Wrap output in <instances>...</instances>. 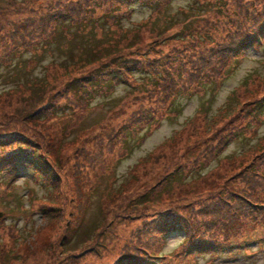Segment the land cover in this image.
I'll list each match as a JSON object with an SVG mask.
<instances>
[{"label":"rangeland","instance_id":"rangeland-1","mask_svg":"<svg viewBox=\"0 0 264 264\" xmlns=\"http://www.w3.org/2000/svg\"><path fill=\"white\" fill-rule=\"evenodd\" d=\"M239 1L168 0L160 9L153 1L136 0L130 2V19L125 17L119 22L122 29L115 25L116 21L102 17L100 10L96 9V13L88 10L85 20L74 18L80 24L70 22L57 31L52 41H45L32 51L22 49L7 65L0 64V136L31 141L39 149L36 165L21 169L16 185L8 188L9 179L0 180V213L3 214L0 252L7 253L8 259L0 256V260L5 264H114L122 254L121 245L145 232V222L152 220L167 203L177 202L173 204L182 206L180 212L184 213L192 197L198 200V197L216 198L221 194L228 201L233 191L251 193L246 190L248 177L251 179L253 171L263 172L264 89L245 82L254 74L264 78V39L261 44L259 41V47H251L236 59L223 80L208 84L206 91L198 93L182 90L184 82H189L190 73L199 69L191 68L192 63L185 62L184 55L175 52L188 47L187 42L160 44L164 38L193 30H186L189 25L205 28L200 31L205 36L198 46L201 49L212 47L213 44H205L210 39L215 42L224 37L223 42L228 43L231 41L228 30L236 28L229 17L234 12L242 16V5L252 13L264 5V0H244L243 4ZM56 2L0 0V31L7 33L14 23L41 15L49 3ZM77 6L73 5L72 11ZM120 7L122 11L127 9L124 3ZM152 42L157 46L147 52ZM124 59L127 62L144 59L141 68L154 59L162 61L161 66L170 59L178 60L170 68L172 78L175 79L179 70L183 72L178 78L181 87L177 95L167 102L173 103L170 110L161 112L158 125L150 124L149 129L146 124L140 132H128L130 151L117 160V154L110 153L114 128L129 121L138 108L137 96L152 89L155 79L146 78L144 69L134 70L137 90L122 82L109 95L95 94L83 100L68 88L73 84L72 90L79 87L76 84L79 79L102 68L103 61L113 60L121 67ZM184 62V68L179 67ZM38 86L43 88L42 93L38 94ZM52 101L60 106L58 112H49L42 121L25 117L28 111L42 105L44 110L49 108ZM67 105L70 108L66 109ZM157 105L150 104L147 108L156 110ZM252 110L256 120L246 119L244 112ZM215 118L219 130L226 129L229 137L224 142L228 141V145L218 158L194 171L190 167L197 157H202L204 148L209 151L212 145L219 144V139L213 138ZM42 161L52 167L51 176H38L34 172L43 168ZM183 164L190 165L186 172L169 175ZM130 174L138 178L133 175L130 178ZM56 175L59 182L53 195L57 191L58 199L52 201L54 197L50 199V189L45 184ZM163 178H169V183L162 189ZM85 182L90 185L86 187ZM253 184L250 199L241 197L226 206L227 212L234 213L236 209L234 229L230 232L232 249L214 255L188 253L181 233L157 232L151 237L144 236L155 256L152 264H264V208H261L264 202L260 201L264 189L256 182ZM81 187L89 194V204L86 202L82 211ZM150 192L148 206L135 201ZM29 196H33L31 200ZM54 213L55 218L51 217Z\"/></svg>","mask_w":264,"mask_h":264},{"label":"trees","instance_id":"trees-1","mask_svg":"<svg viewBox=\"0 0 264 264\" xmlns=\"http://www.w3.org/2000/svg\"><path fill=\"white\" fill-rule=\"evenodd\" d=\"M134 1L136 0H76V2L74 0H57L55 4L49 3L45 9L42 10L44 12L41 15H34L14 23L12 29L7 33H2L0 31V42L2 43V48L0 50V64L7 65L13 58V55H20L18 52L22 49L32 51L41 43L48 40L52 41L56 37L57 31L61 28H66L70 22H72V25L80 24L79 20L76 21L74 18L77 17L78 19L85 20L88 10L93 11L94 13H96V9L100 10L102 17H108V19L116 21L115 25L122 29L119 22L125 17L130 19L132 16V11H130V2L133 3ZM142 1L145 3L153 1V5L155 7H158L159 5V8L162 9L168 0ZM114 2H116L117 5H114ZM239 2L243 4L245 1L240 0ZM122 3L127 5V9L125 11L120 9ZM73 5L78 6L72 11L71 7ZM240 9L241 12H243L242 16L240 13L234 12L229 17V22L236 24V28L233 30H228L231 34V41L228 43L223 42L224 37L220 39L222 41L216 40L214 42L213 39H210L207 40L205 44H213L212 47L210 49H201L202 46H198L201 42H204V39L202 38H205V36L202 35L200 31L205 30V28L194 27L193 25H189L186 29L193 30H188L183 35L177 34L161 40V45L163 43H166L167 45L172 41L183 43L186 41L188 47H184L183 50L175 49L177 50L175 52L177 54L184 55V58L187 59L185 62L188 61V63H192L191 68H195L196 66L199 67V69H194L193 72L190 73L189 82H184V89L182 90L185 93L193 90H196L194 93L203 92L207 90L208 84L212 85L220 82L225 78L224 75L228 74L230 67H232V63L236 59L244 55L251 47H259L262 43V40L264 39V5L260 10H257L254 13H252L251 9L248 10L246 7H244V5H242ZM28 22H31L32 25L26 24ZM193 33H195L198 37L196 35L193 37ZM260 40L261 42L259 44ZM150 45L151 46L148 48L147 52L153 51L157 46L155 42H152ZM95 53L97 54L99 52ZM95 53L91 55H94ZM74 58L75 57H73V59ZM94 58L98 57L95 56ZM126 59L123 60V66L121 67L114 64L115 62L113 60H111L110 63L103 61L104 64L102 68L97 69L96 72L91 73V75L89 74L79 79V82L76 83L79 84V87L77 85L78 89L73 88L74 90H72V87L75 84L68 88L74 95H76L79 100H83L85 97H93L95 94L109 95L115 86H119L122 82L133 85L137 90V78L132 74V71L134 70L144 69L143 72L148 74L146 78H149L150 80L155 79L152 89H149L147 93L142 96H137L138 108L132 112L129 121L124 122L122 125H117V129L114 128L115 133L110 141V144L112 143V149L110 150V153H116L117 160L124 158L128 151H130L128 147V132L132 130H138L140 132L147 126L146 124H148L149 129L150 124L158 125L161 112L170 110L173 103L167 104V102L174 95H177L176 92L181 87L178 78H180V74L183 72V70H179L176 73L175 79L172 78L170 68L173 67L178 60L172 61L170 59L167 61V63H162L163 66H161L160 62L162 61L154 59V61L147 63L146 68H141V60H144L145 58L139 60V62H134L130 59V62H127L125 61ZM185 62L181 63L179 67L184 68L183 65H186ZM113 65L114 67L111 68ZM255 83L257 89H264V78H261L258 75H251L245 82L246 85L250 84L251 86ZM36 90L39 91V94L42 93L41 91L43 88L38 86L36 87ZM33 93L34 89L32 88L31 94L33 95ZM153 97L154 103L152 101ZM262 97L264 99V92L262 93ZM150 104H158L156 110L153 108H147V105ZM159 104L162 108L159 106ZM48 105H50V107L45 110L42 108L44 105H42L32 111H28V114L25 117L29 118L30 120L38 118V121H42L46 116H48L49 112L54 114L55 112H58V109L60 108V106L58 107L57 104L55 105L53 101ZM65 108H70V106L67 105ZM71 108L73 107L71 106ZM245 108L247 109V106H245ZM241 111H245V109L240 110L239 114H241ZM227 113L229 112H226V114ZM244 113L246 119L251 117L250 119L256 120V113H254V110L249 113ZM217 120L218 119L216 118L213 120L214 123L212 131H214L213 138L219 139V144L212 145L209 151L204 148L202 157H197L194 160L195 164H192L194 165L193 167H190V165L188 166L187 162L186 165L183 164L181 168L170 172L169 175L176 176L180 173V171L184 173L187 171V167H190L194 171H198L204 167L205 163H209L222 154V150L228 145V141L226 144L224 141L227 140L229 136H227L226 131H224L226 129L223 131L219 130L220 127H218V124L216 125ZM245 125L247 128L249 127V123ZM35 144L31 141L23 140L22 138L18 137L8 140V138L4 139L2 136H0V180L2 178L9 179V182L7 183L8 188L11 185H16L15 183L21 175V169H28L30 165L31 167L36 165L39 157V149L37 148L38 145L36 144V146ZM7 148L9 149L7 150ZM262 154H264V151ZM142 162L145 163L147 161ZM44 163L45 164L42 165L43 168L41 167L42 169L36 168L34 169V172L38 176H51L52 173H50L49 169L52 167L46 162ZM262 163L264 164V161ZM263 164L261 165L263 171L262 174L253 171L254 174L252 175L251 179L248 177V180L246 181L248 186L246 190L249 189L251 193H246L244 190L245 194H242L241 192L238 194V191H233L230 193L228 201L221 194L216 198L213 196H209L207 198L198 197V200H194L197 197H192L190 203L185 206L186 210L184 213L180 212V210H182V206H179L178 204L176 206L173 204L177 202L167 203L166 207L162 211H159L153 215L152 220L145 222V232H141L133 240H130L129 242L127 240L124 245H121L122 254L120 253L121 255L114 264H152L153 261L151 260L155 259V256H153L154 253L149 250L151 245L149 244L148 240L144 239V236L149 235V237H151L157 232H161L164 235L170 234L172 232L181 233L184 236L183 240L185 241V246H188V253L197 252V255H214L220 252L222 253L224 250L232 249L234 244L231 241L233 236L230 238V232L234 229L233 223L235 222L236 209L234 213L227 212L229 211L226 208L227 203H236L241 197L243 200L250 199L252 193L254 192L255 186L253 183L255 182L258 187L264 189ZM138 168L139 167L134 170L136 171ZM193 170H191V172ZM138 174L142 176L143 172H139ZM132 175L138 178L136 175ZM132 175L130 174V178H133ZM168 180L169 178H163L162 185L160 186L162 189L169 183ZM251 180L255 182H252ZM57 182H59V178L56 175L54 177L52 176L48 180V184H45L49 186V194H51L50 199H52L51 197H54V200L52 201L58 199V195L56 196L57 191L56 194L54 193L55 195H53V192H55L54 190L58 185ZM84 185L87 187L90 184L85 182ZM82 192L83 203L81 204V202H79V208L81 211L83 208H85L86 202L89 204V194L85 193L86 191H84V188H82ZM151 194L152 192L143 196H138L135 201L148 206ZM32 197L33 196H29V199L31 200ZM59 197L66 201L64 196H60L59 194ZM82 198L78 199L81 200ZM260 201L264 202V198H261ZM256 207L259 208L260 205H256ZM52 208H54L53 210L55 211H59V208ZM261 208L263 210L264 203L262 204ZM177 211L178 213H176ZM162 213L166 214L163 216ZM46 215L49 216L48 213ZM56 215L57 214L54 213L51 217L55 218ZM246 218L248 217L246 216ZM221 235L223 236V239H221ZM6 255L7 253L4 254L2 251L0 252V256H4L5 259L8 260ZM0 261L5 264L4 260Z\"/></svg>","mask_w":264,"mask_h":264},{"label":"water","instance_id":"water-1","mask_svg":"<svg viewBox=\"0 0 264 264\" xmlns=\"http://www.w3.org/2000/svg\"><path fill=\"white\" fill-rule=\"evenodd\" d=\"M1 217H3V214H2V213H0V218H1Z\"/></svg>","mask_w":264,"mask_h":264}]
</instances>
